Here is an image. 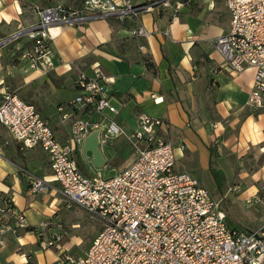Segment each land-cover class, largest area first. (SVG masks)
<instances>
[{"label": "crops", "instance_id": "crops-1", "mask_svg": "<svg viewBox=\"0 0 264 264\" xmlns=\"http://www.w3.org/2000/svg\"><path fill=\"white\" fill-rule=\"evenodd\" d=\"M54 1L0 0V56L10 42L14 54L32 47L27 31L38 23V9L63 4ZM62 1L82 10L78 8L81 0ZM114 1L122 5V0ZM152 1L133 0L138 5ZM230 25L226 0H170L168 5L143 9L138 16L110 14L52 26L55 68L25 70L24 63L14 62L13 74L20 78L18 95L33 104L51 122L57 137L66 141L72 119L63 121L58 107L69 112L78 78L103 71L113 78L109 90L118 108L117 114L109 115L127 132L135 130L141 112L163 118L168 132L162 135L175 146L179 170L201 182L203 174L212 175L214 170L218 179L212 175L214 182L208 189L217 192L230 223L257 229L264 224V111L247 105L255 69L230 70L215 47L216 38ZM141 27L146 35L138 33ZM120 138L100 145L112 168L117 159L109 162L106 153ZM82 147L78 151L82 170L86 174L100 171L83 156ZM29 173L52 179L47 154L40 147L24 148L0 124V203L12 198L29 222V227L3 238L0 264H61L63 250L75 249L84 255L82 246L96 233L97 224L84 209L68 205L56 183L47 192L33 191ZM91 224L94 232L82 240L79 230ZM62 233L67 236L60 251L43 248L42 239Z\"/></svg>", "mask_w": 264, "mask_h": 264}, {"label": "built area", "instance_id": "built-area-1", "mask_svg": "<svg viewBox=\"0 0 264 264\" xmlns=\"http://www.w3.org/2000/svg\"><path fill=\"white\" fill-rule=\"evenodd\" d=\"M169 1L138 5L122 0L119 5L114 0H86L82 10L63 4L38 9L39 21L27 31L33 45L19 49L16 60L24 63L25 70L50 72L55 68L50 27L110 14L138 16L143 9L158 3L168 5ZM226 3L231 25L216 38L215 47L230 70L255 69L247 105L264 111V0ZM138 33L146 35L142 27ZM112 82L101 70L78 78L71 110L58 107L63 121L72 119L66 141L57 137L51 122L33 104L9 88L0 91V124L24 148L43 149L49 160L52 179L29 173L31 189L47 192L51 183H56L68 205L84 209L103 223L84 255L67 256L70 264H262L264 224L257 229L232 225L222 200L198 177L177 169L175 146L162 135L168 132L163 118L141 112L135 130L127 132L109 115L118 113L110 96ZM81 112L89 114L84 117ZM94 132H98L100 145L106 146L125 136L135 151L132 163L110 177L98 170L86 174L78 151ZM26 227L27 217L12 198H4L0 203V243L7 233ZM55 237L54 241L42 239L43 248L61 240L62 234Z\"/></svg>", "mask_w": 264, "mask_h": 264}, {"label": "rangeland", "instance_id": "rangeland-1", "mask_svg": "<svg viewBox=\"0 0 264 264\" xmlns=\"http://www.w3.org/2000/svg\"><path fill=\"white\" fill-rule=\"evenodd\" d=\"M82 4L78 5V8L83 9V5H85L86 0H81ZM65 3L62 0H55L53 2V4L56 3ZM11 43V42H10ZM7 43L6 45H8L6 47V52L5 54H1L0 56V81L2 82V85H0V91L3 90V88H10L12 91L16 92L18 94V80L20 78L16 77L15 74H13V70H12V66L14 65V62L18 63L19 62L16 60L17 55L18 54H14V48L12 47V44ZM5 45V44H4ZM3 47V45H0V49ZM16 60V61H13ZM18 66V65H17ZM19 67V66H18ZM106 155H108L109 158L108 159L109 162H111L114 159H117V165L114 166V168L112 169H108V168H100V172L104 175V176H113L115 175L118 170L123 169L124 167L128 166L133 159L135 158V151L133 150V148L129 145V143L127 142L126 138L121 137L119 140H117L115 142V145L110 147L109 151H107ZM81 162L84 163L85 160L81 159ZM92 162V161H91ZM86 163V162H85ZM177 169H179L178 167V163H177ZM203 181L202 184L203 186L207 187V188H211L212 184L214 182V178L212 177L211 173H205L203 174ZM214 195L218 197V194L216 191H213ZM232 213L236 214L238 211L237 209L232 207ZM88 218L91 219L94 223L97 224V231L95 234L88 236L89 234H91L92 232H94L93 230V225H88V226H84L82 229L79 230V235L80 238L83 240L85 237H87L85 239V244L82 246L84 248V251H87L93 238L96 236V234L103 229V223L101 221H99L97 218H92L90 215H88ZM62 239L61 240H57L56 243H54V245H51L50 247H48L49 249L54 248L57 251L61 250V247L59 245H61L62 242H64L66 240V236L67 234L62 233ZM54 239L56 240L55 234L49 238H46V240L48 241H54ZM59 253V252H58ZM80 254L75 252L74 250H63L61 254H59V262L61 264H70V262L67 260V256H70L72 258H76L78 257Z\"/></svg>", "mask_w": 264, "mask_h": 264}, {"label": "water", "instance_id": "water-1", "mask_svg": "<svg viewBox=\"0 0 264 264\" xmlns=\"http://www.w3.org/2000/svg\"><path fill=\"white\" fill-rule=\"evenodd\" d=\"M82 153L83 156L87 160H91L94 166H96L97 168H112L113 164L107 163V160L100 149L98 132H94L86 138L85 143L82 147ZM262 264H264V260Z\"/></svg>", "mask_w": 264, "mask_h": 264}, {"label": "trees", "instance_id": "trees-1", "mask_svg": "<svg viewBox=\"0 0 264 264\" xmlns=\"http://www.w3.org/2000/svg\"><path fill=\"white\" fill-rule=\"evenodd\" d=\"M212 163H213V161H212ZM212 175L214 176V178L218 179L217 174L215 173L214 170H212Z\"/></svg>", "mask_w": 264, "mask_h": 264}]
</instances>
